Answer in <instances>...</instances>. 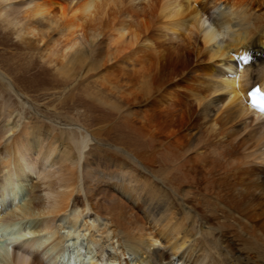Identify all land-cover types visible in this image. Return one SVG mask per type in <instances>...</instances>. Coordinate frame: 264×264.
<instances>
[{"label":"bare ground","instance_id":"6f19581e","mask_svg":"<svg viewBox=\"0 0 264 264\" xmlns=\"http://www.w3.org/2000/svg\"><path fill=\"white\" fill-rule=\"evenodd\" d=\"M136 1L143 0H0L1 27L57 63L61 76L85 55L94 66L115 60L104 68L105 85L125 81L152 96L179 79L195 110L194 125L176 140L136 129L152 154H163L151 162L163 188L147 184L138 193L83 157L98 132L76 139L32 116L15 118L2 102L0 232L18 226V234L4 241L0 264H62L69 255L70 264H162L170 253L190 264H264V111L247 97L254 84L264 92V0ZM208 5L219 11L212 24ZM3 73L2 93L12 86ZM101 154L112 168L122 157L140 162ZM87 212L93 219L83 221ZM147 221L161 230H148ZM158 240L170 253L151 250ZM87 252L93 257L84 259Z\"/></svg>","mask_w":264,"mask_h":264},{"label":"rangeland","instance_id":"374dc122","mask_svg":"<svg viewBox=\"0 0 264 264\" xmlns=\"http://www.w3.org/2000/svg\"><path fill=\"white\" fill-rule=\"evenodd\" d=\"M147 1H136V5L142 3L140 5L144 6ZM201 2L204 3L205 0ZM218 12V7L208 5L204 16L206 23L212 24L214 19L217 18ZM2 28L0 24V72H4L3 74L11 79L12 86L11 89L2 93L0 83V104L5 101L11 102L10 109L17 119L19 118L17 117L18 114L26 115L28 118L32 116L44 125L50 126L53 124L52 126L67 133L75 132L71 135L76 139H79L80 133L91 135L93 132H98V137L91 141L84 150L83 157L88 161L98 163L99 169L104 174L106 173L105 177L108 173L112 174L110 182L121 181L128 187H135L138 193L144 190L147 184L154 185L153 190L162 189L163 185L153 179L151 162L156 158L157 162H161L163 154L160 152L156 153L157 155L152 154L151 142L146 140L149 138H142L143 136L140 133L138 134L136 129L141 128L143 132L146 130L154 131L161 140L165 138L176 140V138L179 139L186 134V128L195 123V110L189 108L185 99H183L185 88L182 81L179 79L172 80L167 91L163 94L141 95L137 86H131L125 81L118 83L111 81L106 82L105 85L107 71L104 68L109 65L112 66L115 60H110L108 64H105V67L98 64L94 66L93 63H90L92 59L90 60L88 55L83 57L84 63L78 64L79 66H76L72 72H68L71 76L65 78L58 73L59 65L57 63L55 66L54 62L51 65L46 63L40 58L37 51L34 53L24 46H20L14 34L3 28L6 30L5 32ZM43 43L39 44L40 48L43 47ZM241 71L242 68L238 67L232 74L236 76L238 73L237 76H239ZM116 74H118L117 71ZM111 78L109 77L107 80ZM120 86L123 87L120 88ZM101 101L108 104H103ZM22 104L24 110L21 107ZM111 104L116 105L118 109H113V106H110ZM252 120L253 117L248 119L249 122ZM15 121L10 120V123ZM204 130V127L200 128L201 132H204ZM159 149L160 146H157V151ZM101 153L112 155L108 159L109 161L110 159H118L123 155H130L133 158H138L140 162L137 165L130 161L127 162L122 157L120 159L123 164L112 168L111 164L104 165L107 160ZM95 156L97 158H94ZM179 163L180 161L173 164L168 179L178 175ZM105 166L110 167L104 171ZM146 180H149L148 183H145ZM176 184L180 185L178 182ZM162 203H170L174 207H181V202L177 199L169 201L164 198ZM162 203L160 202V204ZM120 213H123V217L128 219H130L129 214H132L131 212L125 214L121 211ZM92 219V213L87 212L83 221ZM102 222L105 223L106 221ZM157 226L160 225L155 226L153 222L147 221L145 227L148 230L152 229L157 232L162 227L160 226L159 229ZM17 232L18 226L0 232V252L4 248V241L16 236ZM165 245L162 240H158V243L151 250L170 253ZM107 251L111 253L112 249L107 248ZM83 255L84 259L93 257L90 252ZM170 255L169 262L165 261L162 264L170 262V264L191 263L179 261L177 256L174 257L171 253ZM128 258L129 256L125 255V259ZM71 260H73V256L69 255L62 264H67V262L70 264Z\"/></svg>","mask_w":264,"mask_h":264},{"label":"snow or ice","instance_id":"6c2138e0","mask_svg":"<svg viewBox=\"0 0 264 264\" xmlns=\"http://www.w3.org/2000/svg\"><path fill=\"white\" fill-rule=\"evenodd\" d=\"M259 95V89L257 88L255 91L251 92V96L253 97V99L255 100V98ZM254 107H259L258 104L254 103L253 104ZM261 111H264V108L261 109Z\"/></svg>","mask_w":264,"mask_h":264}]
</instances>
